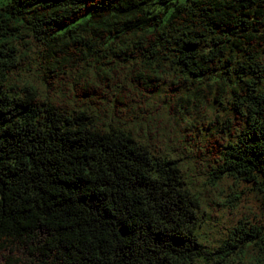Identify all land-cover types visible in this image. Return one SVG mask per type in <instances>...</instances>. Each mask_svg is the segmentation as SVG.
I'll return each mask as SVG.
<instances>
[{
	"label": "trees",
	"instance_id": "16d2710c",
	"mask_svg": "<svg viewBox=\"0 0 264 264\" xmlns=\"http://www.w3.org/2000/svg\"><path fill=\"white\" fill-rule=\"evenodd\" d=\"M0 264H264V0L0 6Z\"/></svg>",
	"mask_w": 264,
	"mask_h": 264
},
{
	"label": "rangeland",
	"instance_id": "374dc122",
	"mask_svg": "<svg viewBox=\"0 0 264 264\" xmlns=\"http://www.w3.org/2000/svg\"><path fill=\"white\" fill-rule=\"evenodd\" d=\"M10 1L11 0H0V6L6 5ZM152 112H153L154 116H156L158 113H160L161 120L164 123H167L168 122V119L162 114V111L160 110V103L155 102V105H154V108L152 109ZM156 122H159V121H156ZM141 125L144 126V127L146 126L145 122H142ZM163 125L164 124L161 123L160 126H163ZM185 128H186V126L183 123V121H181L180 124L178 122H172L170 124V127L165 130L166 132L165 131L161 132V134L159 136V139L156 140L154 142V144L157 147H159L160 149L163 147L164 143L165 144H170V145L175 144L179 140V138L185 133V131H184ZM138 132H140V131H138ZM141 132L144 133V130L141 131ZM166 134L168 135L169 140L162 141L161 138L164 137ZM193 176H192V182H195V179L194 178H196V177H193ZM199 184H200V182L198 181L196 183V185H199ZM205 211L207 213H210L211 214L212 221L211 220H207V221H205V224L202 225L201 230L199 231V233H200V235H202V237L209 238V239H214V238H216L218 236L217 235V232L219 231L218 228L222 227L223 224H227V225L228 224H232L231 219H230V216H228L227 214L222 215L221 212L219 211V209H216L213 206L207 207V205H205ZM220 215H222V217H220L219 219H217L216 216H220ZM216 223H218L217 224L218 225V228L215 227L216 226L215 225Z\"/></svg>",
	"mask_w": 264,
	"mask_h": 264
}]
</instances>
